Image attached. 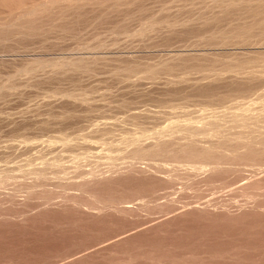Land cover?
I'll use <instances>...</instances> for the list:
<instances>
[{
  "label": "rangeland",
  "instance_id": "obj_1",
  "mask_svg": "<svg viewBox=\"0 0 264 264\" xmlns=\"http://www.w3.org/2000/svg\"><path fill=\"white\" fill-rule=\"evenodd\" d=\"M0 264H264V0H0Z\"/></svg>",
  "mask_w": 264,
  "mask_h": 264
}]
</instances>
